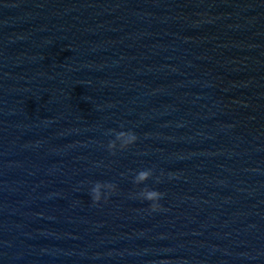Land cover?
Wrapping results in <instances>:
<instances>
[{
	"label": "water",
	"instance_id": "95a60500",
	"mask_svg": "<svg viewBox=\"0 0 264 264\" xmlns=\"http://www.w3.org/2000/svg\"><path fill=\"white\" fill-rule=\"evenodd\" d=\"M0 264H264V0H0Z\"/></svg>",
	"mask_w": 264,
	"mask_h": 264
},
{
	"label": "clouds",
	"instance_id": "9594fccd",
	"mask_svg": "<svg viewBox=\"0 0 264 264\" xmlns=\"http://www.w3.org/2000/svg\"><path fill=\"white\" fill-rule=\"evenodd\" d=\"M123 137H127V139L124 141L125 146H131L135 144V142L138 139L136 134L132 131H118L115 133V140H119ZM115 140L109 141V145H108L109 148L115 146ZM150 174L151 173L149 170L140 171L135 178L136 182L140 183L147 180ZM101 187H108L110 189H113L114 191L116 186L115 184L112 183H102L99 181L95 182L93 187L91 188V193H90L93 203H99L101 201V192H100ZM162 196H163L162 192L157 191L155 189H149L144 193L143 199L149 202L155 201L154 203H150V207L153 211H156L161 207L158 201L162 198ZM106 200L107 198L105 199V201Z\"/></svg>",
	"mask_w": 264,
	"mask_h": 264
}]
</instances>
